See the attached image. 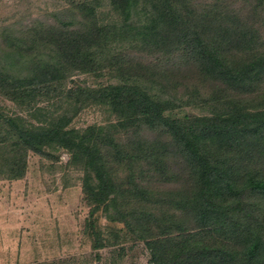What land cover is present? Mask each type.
Listing matches in <instances>:
<instances>
[{
  "label": "trees",
  "instance_id": "trees-1",
  "mask_svg": "<svg viewBox=\"0 0 264 264\" xmlns=\"http://www.w3.org/2000/svg\"><path fill=\"white\" fill-rule=\"evenodd\" d=\"M69 1L76 24L32 26L24 36L35 50L52 49L34 69L46 80L31 75L30 84L13 82L0 74V88L15 96L25 84H52L70 71L95 79L108 75L114 81L73 93L83 107L107 106L117 122L84 130L61 123L26 128L20 118L0 114L17 145L37 153L62 148L83 164L92 207L85 232L95 248L108 242L95 225L105 205L115 206L119 216L109 222L123 223L142 240L152 264H264V207L258 200H264V175L252 159L243 163L248 147L264 159V32L248 22L232 23L239 17L214 2ZM170 45H179L187 58L165 78L150 81L146 63L133 67L136 52L166 55ZM176 76L215 85L200 100L215 111H179L183 103L165 94L169 77ZM194 97L184 104L197 102ZM142 126L150 134L138 147H129V137L119 139L122 130L129 134ZM175 162H182L180 171H173ZM115 165L125 168L124 176Z\"/></svg>",
  "mask_w": 264,
  "mask_h": 264
},
{
  "label": "rangeland",
  "instance_id": "rangeland-1",
  "mask_svg": "<svg viewBox=\"0 0 264 264\" xmlns=\"http://www.w3.org/2000/svg\"><path fill=\"white\" fill-rule=\"evenodd\" d=\"M193 1L219 3L221 9L239 17L231 16L232 23L248 22L264 32V2L261 0ZM69 3V0H0V74L4 78L29 83L28 77L35 75L38 81L46 80L44 75L36 76L39 73L34 69L54 53L49 48L35 50L26 44L24 36L32 26L53 25L63 20L76 24L77 16L69 13ZM107 8L106 5L103 10ZM170 48L166 55L158 52L146 56L136 52L133 67L137 69L146 63L150 67V81L165 78V72L178 69L187 58L179 45H170ZM57 78L55 83L37 87L25 84L15 96H7L8 90L3 92L0 88V114L20 118L19 123L26 128L61 123L66 129L84 130L117 122V116L107 106L88 104L83 107L73 93L77 87L108 84L114 81L113 77L105 75L95 79L70 71ZM169 79L165 94L183 103L179 111L189 116L215 111L211 105H202L200 101L212 94L215 85L189 81L181 76ZM192 94L197 102L184 104ZM8 127L0 121V264H152L150 251L142 240L127 232L123 223L109 222V217H119L115 206L107 209L104 205L97 213L96 228L108 242L102 248H95L94 237L85 232L92 207L84 192L83 164L62 148H44L40 153L23 148L17 145ZM144 130L145 126L134 127L128 130L129 134L122 130L119 139L129 137V147L134 149L150 134ZM246 150L243 163L252 159V164L264 175L263 157L251 154L250 147ZM179 165L182 166V162H175L173 171H180ZM115 167L124 176L125 168ZM154 182V179L146 180L149 185ZM143 193L152 194L146 189ZM258 200L264 207V200Z\"/></svg>",
  "mask_w": 264,
  "mask_h": 264
}]
</instances>
